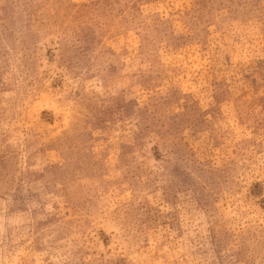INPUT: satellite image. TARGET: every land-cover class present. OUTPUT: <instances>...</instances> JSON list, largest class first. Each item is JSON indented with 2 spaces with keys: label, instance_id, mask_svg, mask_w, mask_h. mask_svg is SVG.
Masks as SVG:
<instances>
[{
  "label": "rangeland",
  "instance_id": "rangeland-1",
  "mask_svg": "<svg viewBox=\"0 0 264 264\" xmlns=\"http://www.w3.org/2000/svg\"><path fill=\"white\" fill-rule=\"evenodd\" d=\"M0 264H264V0H0Z\"/></svg>",
  "mask_w": 264,
  "mask_h": 264
}]
</instances>
